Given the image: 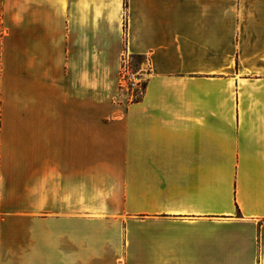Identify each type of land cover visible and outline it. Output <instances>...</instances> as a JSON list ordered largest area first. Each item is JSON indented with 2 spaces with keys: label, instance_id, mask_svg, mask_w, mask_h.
I'll return each mask as SVG.
<instances>
[{
  "label": "crops",
  "instance_id": "0c3cea01",
  "mask_svg": "<svg viewBox=\"0 0 264 264\" xmlns=\"http://www.w3.org/2000/svg\"><path fill=\"white\" fill-rule=\"evenodd\" d=\"M0 264H264V0H0Z\"/></svg>",
  "mask_w": 264,
  "mask_h": 264
},
{
  "label": "built area",
  "instance_id": "2783aa9c",
  "mask_svg": "<svg viewBox=\"0 0 264 264\" xmlns=\"http://www.w3.org/2000/svg\"><path fill=\"white\" fill-rule=\"evenodd\" d=\"M121 89L129 93L132 100L137 99L143 93V81L139 79L138 73L132 70L129 63L123 60V67L121 72Z\"/></svg>",
  "mask_w": 264,
  "mask_h": 264
},
{
  "label": "rangeland",
  "instance_id": "374dc122",
  "mask_svg": "<svg viewBox=\"0 0 264 264\" xmlns=\"http://www.w3.org/2000/svg\"><path fill=\"white\" fill-rule=\"evenodd\" d=\"M124 59H125V63H129L130 66L132 67V70H134V71L137 69V67L139 65H141V62L143 63V61H144L143 59H139L137 57L130 56V55H125Z\"/></svg>",
  "mask_w": 264,
  "mask_h": 264
},
{
  "label": "trees",
  "instance_id": "16d2710c",
  "mask_svg": "<svg viewBox=\"0 0 264 264\" xmlns=\"http://www.w3.org/2000/svg\"><path fill=\"white\" fill-rule=\"evenodd\" d=\"M134 57H137V58H139V59H142V57H140V56H134ZM143 87H144V84H143Z\"/></svg>",
  "mask_w": 264,
  "mask_h": 264
}]
</instances>
